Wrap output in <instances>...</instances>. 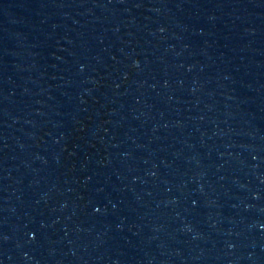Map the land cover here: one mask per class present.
I'll use <instances>...</instances> for the list:
<instances>
[{"label":"water","instance_id":"water-1","mask_svg":"<svg viewBox=\"0 0 264 264\" xmlns=\"http://www.w3.org/2000/svg\"><path fill=\"white\" fill-rule=\"evenodd\" d=\"M0 264H264V0H0Z\"/></svg>","mask_w":264,"mask_h":264}]
</instances>
